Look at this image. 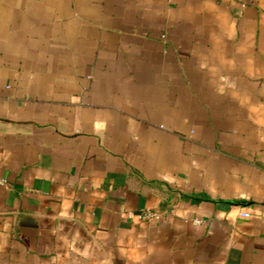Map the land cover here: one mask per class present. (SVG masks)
<instances>
[{
  "label": "crops",
  "instance_id": "0c3cea01",
  "mask_svg": "<svg viewBox=\"0 0 264 264\" xmlns=\"http://www.w3.org/2000/svg\"><path fill=\"white\" fill-rule=\"evenodd\" d=\"M0 177V264H264V0H0Z\"/></svg>",
  "mask_w": 264,
  "mask_h": 264
},
{
  "label": "built area",
  "instance_id": "2783aa9c",
  "mask_svg": "<svg viewBox=\"0 0 264 264\" xmlns=\"http://www.w3.org/2000/svg\"><path fill=\"white\" fill-rule=\"evenodd\" d=\"M6 182V180L3 178V177H0V184H4ZM152 213L151 212H149L148 210H146V211H142V212H140L139 214H138V216L139 217H141V218H144V217H148V216H150ZM241 215H244V216H247L248 215V213L247 212H241L240 213ZM198 220L197 219H195V222H197Z\"/></svg>",
  "mask_w": 264,
  "mask_h": 264
}]
</instances>
